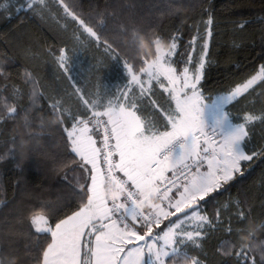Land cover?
I'll list each match as a JSON object with an SVG mask.
<instances>
[{
  "label": "snow or ice",
  "instance_id": "obj_1",
  "mask_svg": "<svg viewBox=\"0 0 264 264\" xmlns=\"http://www.w3.org/2000/svg\"><path fill=\"white\" fill-rule=\"evenodd\" d=\"M54 3L97 45L103 44L105 51L116 53L117 61L127 73L125 82L132 87L109 91L104 104L90 100L71 75L73 57L69 50L66 47H61L58 53L49 50L58 67L67 74L74 94L90 113L73 115L60 99L49 104L52 115L66 133L71 164L82 169L83 182L77 177L76 185L72 186L78 203L74 209L72 204L66 205L70 214L59 219L54 227L42 214L32 217L35 237L25 245L23 256L6 253L0 245V264H203L188 251L189 245L202 248L207 228L213 226V221L202 214L203 205L213 193H219L226 184L244 175L242 162L264 157V148L259 152L247 149L249 125L264 122V113L246 112L234 122L229 110L255 86L264 85V64L230 90L206 97L201 91V81L206 65L211 63L208 53L211 14L205 21L204 36L198 34L189 41L192 52L186 60L175 59L179 34L173 33L165 48V38L157 31L141 33L133 29L130 41L140 58L137 68L133 62L121 61L113 45L102 40L65 0ZM49 4L50 0H25L29 11L47 10ZM121 31L127 33L123 26ZM145 36L151 49L148 52L142 50ZM198 38L202 43L199 59L194 62ZM181 64L184 66L178 71ZM3 72L0 68V74ZM24 77L31 85V99L35 103L36 97L42 95L39 83L27 71ZM153 81L168 94L166 108L151 99ZM145 96L154 109L160 110L162 120L155 111L146 114ZM5 108L8 117L16 115L15 106L5 104ZM66 116L71 118V127L65 124ZM101 129L102 147L98 148L94 137ZM145 207L149 209L147 212ZM236 208L238 222L242 223L246 217L238 200ZM219 219L217 212L216 220ZM153 226L158 229L155 234ZM227 232L230 234L231 228ZM45 234H50V242L42 239ZM249 235H253L251 230ZM234 247L230 244L222 254L232 256ZM254 248L242 243L235 251L236 264H256L255 258L249 256Z\"/></svg>",
  "mask_w": 264,
  "mask_h": 264
},
{
  "label": "trees",
  "instance_id": "obj_2",
  "mask_svg": "<svg viewBox=\"0 0 264 264\" xmlns=\"http://www.w3.org/2000/svg\"><path fill=\"white\" fill-rule=\"evenodd\" d=\"M65 2L102 40L113 45L121 61L133 62L137 68L140 58L130 41L133 29L141 33L157 31L165 38V48L168 38L173 33L179 34L175 59L186 60L192 52L189 41L195 35L204 36L205 21L211 14L212 34L208 38L211 63L206 65L201 81V91L206 97L230 90L264 64V0ZM100 20L104 21L103 25L99 24ZM241 24L243 28L239 27ZM121 26L127 33L121 31ZM201 43L198 38L194 62L199 59ZM143 44L144 52L151 50L146 36ZM61 47H66L73 57L71 75L84 89L86 98L104 104L109 91L132 87L125 82L127 73L117 61L116 53L105 51L103 44L97 45L75 21L64 15L54 0H50L49 8L44 11L26 10L25 0H0V68L4 69L0 74V245L13 255L23 256L25 245L34 239L32 217L42 214L54 227L59 219L70 214L66 205L72 204L74 209L78 203L72 186L76 185L77 177L83 182L82 169L70 162L66 133L49 108L51 102L60 99L62 106L73 115L90 114L74 94L67 74L49 52L58 53ZM183 66L178 65V71ZM25 71L39 83L42 95L36 97L35 103L31 99V85L25 82ZM136 91L138 94L139 90ZM151 99L167 107L168 94L155 81ZM143 100L146 114L155 111L162 120L160 110L153 108L148 97ZM5 104L17 108L14 117L7 116ZM229 110L234 122L246 112L264 113V85L255 86L229 106ZM65 124L71 127L69 116L65 117ZM249 129L247 149L259 152L264 148V122L256 121ZM242 169V177L226 184L219 193H213L203 205V213L213 221V226L207 228L202 248L188 246L190 255H197L203 264H236L235 251L242 243L254 245L249 256L255 258L256 264H264V227H261L264 224V157L242 162ZM237 200L245 212L242 223L238 222ZM228 228H231L230 234ZM157 231L153 228V233ZM42 239L50 242L51 236L45 234ZM222 241L230 243L222 244ZM230 244L235 245L233 255H223L222 250Z\"/></svg>",
  "mask_w": 264,
  "mask_h": 264
},
{
  "label": "built area",
  "instance_id": "obj_3",
  "mask_svg": "<svg viewBox=\"0 0 264 264\" xmlns=\"http://www.w3.org/2000/svg\"><path fill=\"white\" fill-rule=\"evenodd\" d=\"M102 132H103V130L101 129V133L99 135H97V140H98V144H99L98 148L102 147V144H101V141L103 139ZM169 175H171V174L169 173ZM148 210L149 209L147 207L144 208L145 212H147ZM153 228H155V226H153Z\"/></svg>",
  "mask_w": 264,
  "mask_h": 264
},
{
  "label": "rangeland",
  "instance_id": "obj_4",
  "mask_svg": "<svg viewBox=\"0 0 264 264\" xmlns=\"http://www.w3.org/2000/svg\"><path fill=\"white\" fill-rule=\"evenodd\" d=\"M143 78V77H142ZM219 95V94H218ZM206 103L208 102V101H205ZM96 140H97V136H96ZM97 145L99 146V144H98V141H97ZM202 214H204L203 213V211H202ZM155 234V233H154ZM92 239L94 240V236L92 237ZM129 247H131V245H129Z\"/></svg>",
  "mask_w": 264,
  "mask_h": 264
},
{
  "label": "crops",
  "instance_id": "obj_5",
  "mask_svg": "<svg viewBox=\"0 0 264 264\" xmlns=\"http://www.w3.org/2000/svg\"><path fill=\"white\" fill-rule=\"evenodd\" d=\"M94 139H96V136L94 137ZM97 141H98V140H96V147H98V145H97Z\"/></svg>",
  "mask_w": 264,
  "mask_h": 264
}]
</instances>
